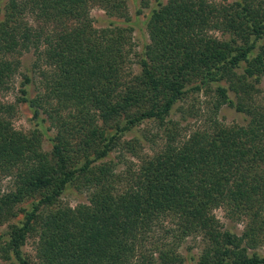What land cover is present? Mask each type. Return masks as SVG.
Returning <instances> with one entry per match:
<instances>
[{"label": "trees", "instance_id": "1", "mask_svg": "<svg viewBox=\"0 0 264 264\" xmlns=\"http://www.w3.org/2000/svg\"><path fill=\"white\" fill-rule=\"evenodd\" d=\"M127 2L0 0V95L24 52L33 50L44 80L34 96L31 77L20 84L28 133L13 127L14 105L0 101V226L7 224L0 259L185 264L177 248L191 238L200 244L192 264H264V0L158 3L146 21L149 43L137 73L129 66ZM96 7L104 27L94 25ZM200 92L216 96L203 124L186 128L168 119ZM224 106L243 122L220 120ZM147 122L163 129L152 155L141 153L137 139H124ZM118 150L123 171L111 158ZM70 188L85 191L87 202L63 204ZM218 210L241 231L223 225ZM165 235L171 244L162 242ZM28 239L34 258L23 252Z\"/></svg>", "mask_w": 264, "mask_h": 264}, {"label": "rangeland", "instance_id": "2", "mask_svg": "<svg viewBox=\"0 0 264 264\" xmlns=\"http://www.w3.org/2000/svg\"><path fill=\"white\" fill-rule=\"evenodd\" d=\"M167 0H149L148 7H141L142 0H128L127 8L128 13L132 19V40L133 46L129 55L130 61V69L134 73L139 72L138 61L142 56V53L145 49V46L149 43V36L146 30V21L150 14V11L153 8H157L158 3L165 4ZM218 3L228 4L232 3L235 0H214ZM141 10L140 15L136 16V11ZM91 16L94 18L95 27H104L107 24V20L104 17V12L99 8H93L91 10ZM26 22H33L32 18L27 16ZM219 33L217 36L219 37ZM20 66L18 68L17 73L14 75L10 89L0 95V101L7 104H12L15 107V114L12 118L13 127L24 133H28L33 129V125L31 122V113L25 104L18 102L20 93L19 90L21 88L20 84L23 81V75L29 76L32 79L31 84V94L34 96L37 92H40L42 88V84L44 80L41 77L40 70L35 68L36 55L33 50L29 52H24L20 57ZM50 72V71H49ZM262 99L264 100V79L260 85ZM216 96L211 93H203L199 94H191L188 95L185 101L178 103L174 108L169 118L171 121L179 123L183 127L189 128L201 125L211 116L210 109L212 104L214 103ZM218 118L222 120L226 124L232 123H242V117L234 112V110L229 109L227 107H223L219 113ZM45 127L48 128L49 124L45 122ZM190 127V128H191ZM52 132H49L51 134ZM163 133V129H161L158 124L147 122L141 125L135 132L127 135L125 140L137 139L140 144L141 153L146 155H152L154 150H157L158 147L162 145L161 135ZM159 134V138L150 141V136ZM148 138V139H146ZM43 149L45 151L50 150L49 142L44 138L43 140ZM120 150L113 152L111 158L118 164L117 171H123L125 168L123 164V158L120 155ZM126 160L137 163L136 159L131 157L127 152H122ZM119 157V158H118ZM9 186V179L3 180L1 189L6 190ZM61 202L65 205H69L70 207H75L80 203L87 202V193L85 191H80L74 188L68 189L61 197ZM216 216L220 220V222L225 225L227 228H232L233 231L239 233L242 229L240 224H230L229 221L225 218L224 213L222 211H216ZM167 228L174 227L171 223H166L164 225ZM7 229V224L0 226V234L4 233ZM160 234H157L155 237L161 236L163 233L160 231ZM166 238L163 239V243L171 244L172 237L171 235H165ZM162 245V244H160ZM177 251L180 255L185 259V264H192L191 259L196 258L200 251L199 240H193L191 238H187L183 241L177 248ZM23 252L30 258H34L35 255V242L34 239H28L25 246L23 247ZM258 252L264 256V246L258 249ZM0 264H11L10 261H4L0 259Z\"/></svg>", "mask_w": 264, "mask_h": 264}]
</instances>
